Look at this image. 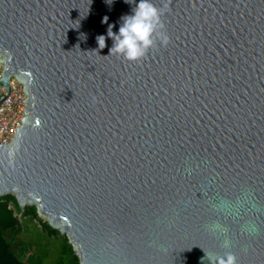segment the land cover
Wrapping results in <instances>:
<instances>
[{
  "label": "water",
  "instance_id": "95a60500",
  "mask_svg": "<svg viewBox=\"0 0 264 264\" xmlns=\"http://www.w3.org/2000/svg\"><path fill=\"white\" fill-rule=\"evenodd\" d=\"M151 2L168 41L129 61L107 30L138 0H0V195L78 264H264V0Z\"/></svg>",
  "mask_w": 264,
  "mask_h": 264
},
{
  "label": "trees",
  "instance_id": "16d2710c",
  "mask_svg": "<svg viewBox=\"0 0 264 264\" xmlns=\"http://www.w3.org/2000/svg\"><path fill=\"white\" fill-rule=\"evenodd\" d=\"M5 232L16 235L22 251L27 250L23 259L10 249ZM0 264H78V258L64 236L37 215L32 203L21 207L12 193H3L0 195Z\"/></svg>",
  "mask_w": 264,
  "mask_h": 264
},
{
  "label": "clouds",
  "instance_id": "9594fccd",
  "mask_svg": "<svg viewBox=\"0 0 264 264\" xmlns=\"http://www.w3.org/2000/svg\"><path fill=\"white\" fill-rule=\"evenodd\" d=\"M129 2L130 0H125V3ZM162 15L163 9L157 8L151 0H138L132 9V14L122 17L117 33H114L112 25H109L107 37L113 40V45L109 50L110 54H117L129 61H135L146 54L157 37L166 44L168 37L160 31L163 28ZM107 21L108 17L105 16L102 23H107ZM96 40L99 49L106 46L105 35H98ZM225 246H228L227 242ZM205 254L208 255L211 264H236L237 258L230 251L223 256Z\"/></svg>",
  "mask_w": 264,
  "mask_h": 264
},
{
  "label": "built area",
  "instance_id": "2783aa9c",
  "mask_svg": "<svg viewBox=\"0 0 264 264\" xmlns=\"http://www.w3.org/2000/svg\"><path fill=\"white\" fill-rule=\"evenodd\" d=\"M8 92L0 85V92L5 95L0 99V142H7L11 137L15 125L20 122V114L24 112V92L15 78L8 77Z\"/></svg>",
  "mask_w": 264,
  "mask_h": 264
},
{
  "label": "rangeland",
  "instance_id": "374dc122",
  "mask_svg": "<svg viewBox=\"0 0 264 264\" xmlns=\"http://www.w3.org/2000/svg\"><path fill=\"white\" fill-rule=\"evenodd\" d=\"M13 77V76H12ZM14 78V77H13ZM16 80V79H15ZM17 81V80H16ZM17 83L20 85L21 87V84L19 81H17ZM18 216L19 218H21V214L18 212ZM39 216V215H38ZM40 217V216H39ZM42 218V217H41ZM43 219V218H42ZM37 220V218H36ZM4 238L6 240L9 241L10 243V249H12L14 251V253L20 257V258H24L25 254L27 253V250L26 251H22L21 247H20V242L16 239V235H13V234H9V232H5L4 233ZM22 258V259H23Z\"/></svg>",
  "mask_w": 264,
  "mask_h": 264
}]
</instances>
